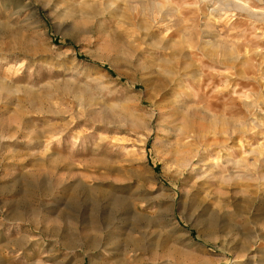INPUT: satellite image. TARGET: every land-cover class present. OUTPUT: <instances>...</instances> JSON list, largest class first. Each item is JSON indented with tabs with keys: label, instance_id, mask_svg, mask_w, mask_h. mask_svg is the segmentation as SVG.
Returning a JSON list of instances; mask_svg holds the SVG:
<instances>
[{
	"label": "rangeland",
	"instance_id": "1",
	"mask_svg": "<svg viewBox=\"0 0 264 264\" xmlns=\"http://www.w3.org/2000/svg\"><path fill=\"white\" fill-rule=\"evenodd\" d=\"M263 13L0 0V264H264Z\"/></svg>",
	"mask_w": 264,
	"mask_h": 264
},
{
	"label": "bare ground",
	"instance_id": "2",
	"mask_svg": "<svg viewBox=\"0 0 264 264\" xmlns=\"http://www.w3.org/2000/svg\"><path fill=\"white\" fill-rule=\"evenodd\" d=\"M230 1V0H229ZM230 6V5H229ZM233 6H235V9H237V10H240V11H243V12H251V11H249V9L247 8V5H246V3L245 2H243V4L242 3H236V5H234L233 4ZM232 8V7H231ZM224 10V9H223ZM228 10H229V8H228ZM231 10V9H230ZM257 15V14H256ZM255 16V15H254ZM250 17V16H249ZM262 17H264V13H263V16ZM254 19V18H253Z\"/></svg>",
	"mask_w": 264,
	"mask_h": 264
}]
</instances>
